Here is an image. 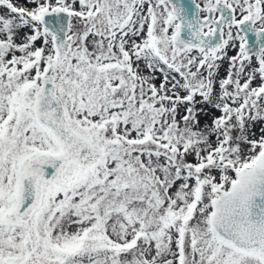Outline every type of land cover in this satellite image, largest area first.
Returning a JSON list of instances; mask_svg holds the SVG:
<instances>
[{"label": "snow or ice", "instance_id": "snow-or-ice-1", "mask_svg": "<svg viewBox=\"0 0 264 264\" xmlns=\"http://www.w3.org/2000/svg\"><path fill=\"white\" fill-rule=\"evenodd\" d=\"M0 264H264V0H0Z\"/></svg>", "mask_w": 264, "mask_h": 264}]
</instances>
